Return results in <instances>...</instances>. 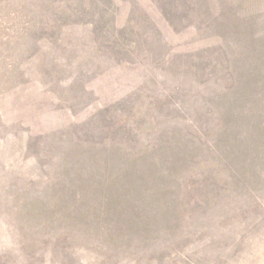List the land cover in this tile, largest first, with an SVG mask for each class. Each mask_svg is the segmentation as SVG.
I'll return each instance as SVG.
<instances>
[{
	"label": "rangeland",
	"instance_id": "rangeland-1",
	"mask_svg": "<svg viewBox=\"0 0 264 264\" xmlns=\"http://www.w3.org/2000/svg\"><path fill=\"white\" fill-rule=\"evenodd\" d=\"M0 264H264V0H0Z\"/></svg>",
	"mask_w": 264,
	"mask_h": 264
}]
</instances>
